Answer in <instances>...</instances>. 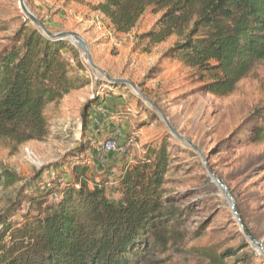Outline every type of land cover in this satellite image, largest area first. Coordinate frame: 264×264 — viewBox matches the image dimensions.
<instances>
[{"label": "rangeland", "instance_id": "obj_1", "mask_svg": "<svg viewBox=\"0 0 264 264\" xmlns=\"http://www.w3.org/2000/svg\"><path fill=\"white\" fill-rule=\"evenodd\" d=\"M100 2L26 0L50 32L79 34L100 69L113 79L130 81L138 92L127 83L108 82L91 67L87 56L86 66L82 64L84 53L66 40L77 50L70 53L76 59L72 71L77 77L83 71L88 85L47 108L48 133L42 140L25 142L0 135V166L20 178L12 187L0 186V230L5 223H21L25 214L36 216L55 203L64 186L62 175L72 171L62 165L67 153L76 156L89 147L91 154L86 157L91 175L105 182L110 196H117L118 181L110 178L111 171L119 170L123 162L133 161L134 165L145 155L146 146L156 148L169 139L174 160L166 198L170 199L168 207L182 212V222L172 228L177 235L169 239L167 249L151 253L145 264H210L230 253L228 264H264V254L244 234L229 200L207 171L209 168L229 188L250 235L264 245V142H251L256 122H245L257 110H264V59L231 93L209 94L203 89L209 75L165 57L179 41L177 35L150 54L132 52L136 37L149 31L164 11L150 9L141 26L130 34H118L111 33L96 10ZM193 11L196 17L199 7ZM25 17L19 0H0V47L25 25ZM93 74L99 76L98 81L90 79ZM87 106H92L88 118L84 113ZM102 107L123 121L122 143L128 147L126 156L115 154L111 167L106 168L94 164L90 142L95 135L94 127L90 128L95 123L92 113ZM157 107L201 153L171 135ZM103 136L100 132L96 137ZM44 201L48 204L42 207Z\"/></svg>", "mask_w": 264, "mask_h": 264}, {"label": "trees", "instance_id": "obj_2", "mask_svg": "<svg viewBox=\"0 0 264 264\" xmlns=\"http://www.w3.org/2000/svg\"><path fill=\"white\" fill-rule=\"evenodd\" d=\"M150 9L164 12L136 37L132 52L150 54L177 35L179 41L165 57L209 75L203 87L209 94L231 93L264 59V0H102L96 6L107 28L118 34L141 26ZM30 23L26 18L0 47V135L25 142L42 140L48 133L49 106L88 85L66 59L75 47L49 39ZM92 106L84 110L87 118ZM245 122H256L251 142H264V110ZM169 148V139L163 140L159 147L146 146L134 165L125 163L117 196H110L105 182L91 175L89 147L76 156L67 153L62 165L72 171L62 175L64 186L55 203L46 206L44 201L46 207L36 216L25 214L21 223L3 224L0 264H145L151 253L164 252L177 235L172 228L182 222V212L168 207L166 198L174 160ZM19 181L0 166V186ZM231 256L210 264H228Z\"/></svg>", "mask_w": 264, "mask_h": 264}, {"label": "water", "instance_id": "obj_3", "mask_svg": "<svg viewBox=\"0 0 264 264\" xmlns=\"http://www.w3.org/2000/svg\"><path fill=\"white\" fill-rule=\"evenodd\" d=\"M19 4H20V8L22 9L23 13L26 15L27 18H29L31 20V22L44 34L46 35L49 39L52 40H71L73 42V44L75 46H77L84 54L85 56H87V59L89 61V64L91 65V67L99 74L103 75L108 82L113 83V84H122V83H127L129 84L136 92H138L137 87L132 84L130 81L124 80V79H113L110 76H108V74L106 72H104L102 69H100L93 60L92 54L90 52V49L86 43V41L83 39V37H81L79 34L75 33V32H60L57 34H54L52 32H50L45 25L39 20V18L37 16H35L30 9L28 8L27 4H26V0H19ZM144 99L152 104L153 106L156 107V105L150 100L144 97ZM163 121L165 122L167 128L169 129L171 135L173 137H175L176 139L185 142L187 144H189L194 150H196L197 152L201 153L199 148L196 147L192 141H190L189 139H187L185 136H183L181 133H179L177 131V129L173 126V124L170 122L169 118L167 117V115H165V113L160 110L157 107ZM210 177L215 181V183L220 187V189L224 192L225 197L229 200L230 204H231V209L234 213V215L237 217L238 222L241 224V227L244 231V234L250 239V241L256 245L261 252L264 254V245L262 243H260L258 240H256L254 237H252L247 230L244 227V224L241 220V216L238 213V211L236 210V204H235V199L232 196L229 188L208 168L207 169Z\"/></svg>", "mask_w": 264, "mask_h": 264}, {"label": "built area", "instance_id": "obj_4", "mask_svg": "<svg viewBox=\"0 0 264 264\" xmlns=\"http://www.w3.org/2000/svg\"><path fill=\"white\" fill-rule=\"evenodd\" d=\"M26 18L27 17L24 18V21H26ZM66 59L70 65H75L76 59L73 56H71L70 53H68L66 55ZM80 59L82 60V64H84V62H87L85 59V54H82L80 56ZM90 79L94 80V81H98L99 76L97 74H93L92 76H90ZM96 113H98L100 116H103V117L107 116L106 111L102 108L98 109ZM110 120L114 121V123H115L114 129L112 130V134H110V135H108V136H106L100 140H99V138H94V139L90 140L92 148L97 153V155L101 157L100 158L101 165L105 168L108 167V162H109L108 156L115 155V154H118L120 156H126L128 154V147L123 145V143H122V139L124 138V132H123L122 126L115 122L116 117L111 116ZM95 125L99 131L100 128L102 127V123L100 121V118L97 117L95 119ZM98 134H99V132H98ZM132 162L133 161H131L130 164H132ZM121 170L113 169L111 171L110 178L113 181H118V178L121 174Z\"/></svg>", "mask_w": 264, "mask_h": 264}, {"label": "crops", "instance_id": "obj_5", "mask_svg": "<svg viewBox=\"0 0 264 264\" xmlns=\"http://www.w3.org/2000/svg\"><path fill=\"white\" fill-rule=\"evenodd\" d=\"M54 20H55V18H54ZM44 23H45V21H44ZM46 25V24H45ZM47 25H48V23H47ZM78 32H79V30H77ZM81 77L85 80V79H87L86 78V76H84V72L83 71H81ZM92 82V81H91ZM76 92V91H75ZM73 93V92H72ZM102 109H104V107H102ZM105 110V109H104ZM107 113V112H106ZM93 114V120L95 121V119L98 117V118H100V121H101V123H102V127L100 128V130L98 131V128L96 127V125H95V123L93 122V124H92V126L90 127V128H92V127H94V130H93V132L95 131V135H93V136H91L90 137V139H94V138H97L96 136H97V134H98V132L100 133V132H104V136L101 138V139H103L104 137H106V136H108V135H110V134H112V130L114 129V126H115V123H114V121H112V120H110V118L108 119V117L110 116H114V117H116V120H115V122L117 123V124H119V125H121L122 126V129L124 130V123H123V121L122 120H120V118H119V115H109L108 113H107V116L106 117H103V116H100L98 113H96V112H94V113H92ZM109 120V121H108ZM99 140H100V138H99ZM93 152H95L94 151V149H93ZM112 156H114V155H111V156H108V160H109V162H108V167H111V159L113 158ZM95 157L96 158H94V164L96 165V167H98V166H100V167H102V168H105V167H103L102 165H101V161H100V156H98L97 155V153L95 152ZM100 161V163H99V161ZM131 162V161H130ZM124 166H125V163L123 162V166L122 167H120V169L119 170H121V169H123L124 168ZM103 172H104V170H103ZM92 176H94V175H92ZM94 178H95V176H94ZM95 180L96 181H99V178H95Z\"/></svg>", "mask_w": 264, "mask_h": 264}, {"label": "bare ground", "instance_id": "obj_6", "mask_svg": "<svg viewBox=\"0 0 264 264\" xmlns=\"http://www.w3.org/2000/svg\"><path fill=\"white\" fill-rule=\"evenodd\" d=\"M228 202V201H227Z\"/></svg>", "mask_w": 264, "mask_h": 264}]
</instances>
